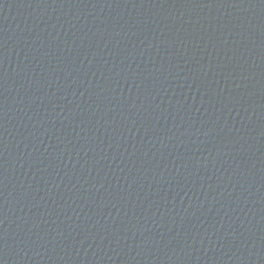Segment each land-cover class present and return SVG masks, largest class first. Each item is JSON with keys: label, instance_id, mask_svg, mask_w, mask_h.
I'll return each instance as SVG.
<instances>
[{"label": "water", "instance_id": "95a60500", "mask_svg": "<svg viewBox=\"0 0 264 264\" xmlns=\"http://www.w3.org/2000/svg\"><path fill=\"white\" fill-rule=\"evenodd\" d=\"M0 264H264V0H0Z\"/></svg>", "mask_w": 264, "mask_h": 264}]
</instances>
